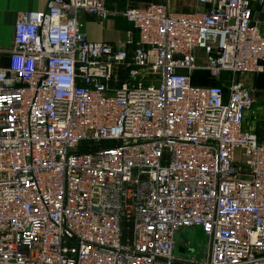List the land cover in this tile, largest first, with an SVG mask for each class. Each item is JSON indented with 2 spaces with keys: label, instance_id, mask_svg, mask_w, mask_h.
Returning a JSON list of instances; mask_svg holds the SVG:
<instances>
[{
  "label": "built area",
  "instance_id": "1",
  "mask_svg": "<svg viewBox=\"0 0 264 264\" xmlns=\"http://www.w3.org/2000/svg\"><path fill=\"white\" fill-rule=\"evenodd\" d=\"M196 1L20 14L0 49V264H201L178 236L195 227L203 264H264V123L246 126L244 81L264 74V0ZM82 14L123 16L138 40L91 42Z\"/></svg>",
  "mask_w": 264,
  "mask_h": 264
},
{
  "label": "crops",
  "instance_id": "2",
  "mask_svg": "<svg viewBox=\"0 0 264 264\" xmlns=\"http://www.w3.org/2000/svg\"><path fill=\"white\" fill-rule=\"evenodd\" d=\"M49 0H0V49H9L13 43L14 28L21 13L29 11H45ZM150 3H166L169 0H126V3L119 8L107 0V8L111 11H124L127 6L142 7ZM170 7V6H169ZM190 7V8H189ZM188 9L181 11H196L201 7L196 0H191ZM174 10V9H172ZM177 11V10H175ZM254 17L264 21V8L259 4L252 5ZM80 20L84 25V31L87 38L91 42H112L128 41L132 36L134 40H138V35L133 25L129 23L123 16H111L104 24L98 22L94 17L82 14ZM121 26V28H118ZM261 31L264 34V23L261 25ZM130 33H132L130 35ZM132 50L133 46H128ZM3 60L2 63H5ZM245 83L253 89V96L256 100L253 110L248 114L247 127H255L259 131V127L264 123V74L246 76ZM253 116V119L251 118Z\"/></svg>",
  "mask_w": 264,
  "mask_h": 264
},
{
  "label": "rangeland",
  "instance_id": "3",
  "mask_svg": "<svg viewBox=\"0 0 264 264\" xmlns=\"http://www.w3.org/2000/svg\"><path fill=\"white\" fill-rule=\"evenodd\" d=\"M190 2L191 0H169V6L171 9L177 11H181L182 9L187 10ZM118 28H121V26ZM204 56L203 53L199 54L201 60ZM251 118L253 119V116H251ZM178 236L180 244H184L185 241L191 242V246L187 248V252L182 254L184 259L191 260L192 258H195L196 261L201 264L208 260L210 253V238L207 237L200 228L195 227L187 229L179 233Z\"/></svg>",
  "mask_w": 264,
  "mask_h": 264
},
{
  "label": "trees",
  "instance_id": "4",
  "mask_svg": "<svg viewBox=\"0 0 264 264\" xmlns=\"http://www.w3.org/2000/svg\"><path fill=\"white\" fill-rule=\"evenodd\" d=\"M113 3L117 4L116 6L119 8L120 6H123L126 3V0H108ZM193 83L198 85H216L218 84L217 81H211L208 80V74L206 72H197L193 77ZM86 149L82 148L80 152H85Z\"/></svg>",
  "mask_w": 264,
  "mask_h": 264
},
{
  "label": "water",
  "instance_id": "5",
  "mask_svg": "<svg viewBox=\"0 0 264 264\" xmlns=\"http://www.w3.org/2000/svg\"><path fill=\"white\" fill-rule=\"evenodd\" d=\"M183 251V250H182Z\"/></svg>",
  "mask_w": 264,
  "mask_h": 264
}]
</instances>
